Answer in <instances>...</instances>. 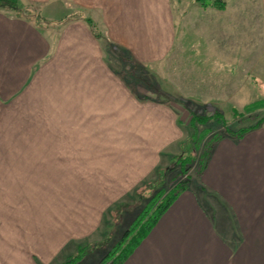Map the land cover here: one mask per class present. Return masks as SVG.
<instances>
[{"label": "crops", "instance_id": "crops-1", "mask_svg": "<svg viewBox=\"0 0 264 264\" xmlns=\"http://www.w3.org/2000/svg\"><path fill=\"white\" fill-rule=\"evenodd\" d=\"M226 1L225 10L204 9L220 22L210 37L227 42L218 46L222 75L196 68L205 103L220 110L234 107L240 89L238 38L222 23L231 17ZM245 1L259 38L242 62L264 83V0ZM19 2L26 14L0 10V264H60L91 241L107 211L156 179L161 154L172 160L188 138L174 108L132 95L84 20L62 19L90 17L144 67L172 57L178 25L172 0ZM124 264H264V124L218 142L199 184Z\"/></svg>", "mask_w": 264, "mask_h": 264}, {"label": "rangeland", "instance_id": "rangeland-1", "mask_svg": "<svg viewBox=\"0 0 264 264\" xmlns=\"http://www.w3.org/2000/svg\"><path fill=\"white\" fill-rule=\"evenodd\" d=\"M172 1L175 8L176 23L178 25V40L176 52H173L170 59L168 58L164 63L154 67H144L134 64L133 60L120 50H118V53L108 51L112 56V67L121 70L120 76L124 79L123 82L127 85L128 90L132 92V95L138 98V100L158 103L163 102L166 106L174 108L176 117L178 116V121L180 119L184 123H180V129L183 131V137L186 138L190 135L187 124L189 126L191 110L199 114L207 113L203 108L205 106H211L220 110V108L213 104L205 103L206 98L202 95L203 90L201 88V86L203 87L202 77L200 78L201 74L196 70V68L200 69V67H202L205 69L209 66L214 77L219 74L220 63H217V61L219 60L220 51V47L218 46L221 44L210 36L215 33H220L218 28L220 22L215 20L214 16L209 17L210 15H208V12L210 11L204 10V8L200 7L193 0ZM228 3L230 5L229 14L231 17L227 19L226 22L225 19L223 20V27L227 32L225 30L223 31L237 36L239 42L240 56L238 61L240 62V70L238 76L240 89L238 92V102L234 104V107L243 112L246 106L264 100V83L260 78L261 76L254 72L252 68L248 69V66L251 64L242 62L243 59H246L244 58L246 47L258 43V25L257 18L252 16L254 10L245 0H228ZM225 46H227V42H223L222 47L224 48ZM230 60L229 57H224V59H222L221 67L224 68V70L231 65ZM206 75L210 76L211 74ZM221 75L222 74H219V76ZM158 89L161 91V94L163 93L165 95V98L161 95V97H156L155 90L158 91ZM211 92H213V90ZM168 97L174 100L177 99L178 101L183 100L187 109L185 108L181 112L177 110V108L175 109L169 101L164 100ZM221 110L222 112H226L225 118L228 122H231V126L235 129L243 128L254 123L253 121L250 123L234 122L232 109L227 110L226 107H223ZM260 115L263 116L264 111H262ZM208 129H210L212 133L203 139L201 143L202 149L208 144L214 134L221 132V128L213 122L199 126V132L201 134ZM177 149L179 155L180 149ZM201 151V149L198 150L197 154H200ZM160 159H162L161 164L164 167H174L176 169L168 175V185L172 187V185H174V178L181 180L183 177L180 176V178H177L178 168L174 161L170 160L168 154H161ZM114 170L115 169L112 171ZM198 170V164L195 163L188 172V175L194 178L196 184H199L200 176ZM143 184L144 183L140 184L141 187L138 189L139 193H141L144 188ZM191 186L192 183L190 187ZM137 198L138 196L130 195V198L126 199L127 206H130L127 212L124 211L122 213L121 219L118 221H115V212L113 210L110 212L107 211L104 214V220L102 221L100 229L88 243H96L103 239L105 226L108 222L114 225V241H117L121 237L122 232L132 225L137 213L145 205V202L142 205L138 204ZM209 202H211V206L216 203L214 200H209ZM241 241L243 242V239ZM108 250L109 247L106 248V252ZM104 254L105 251L95 252L92 255L89 254L88 258L81 264H96ZM64 255L62 256V260Z\"/></svg>", "mask_w": 264, "mask_h": 264}, {"label": "trees", "instance_id": "trees-1", "mask_svg": "<svg viewBox=\"0 0 264 264\" xmlns=\"http://www.w3.org/2000/svg\"><path fill=\"white\" fill-rule=\"evenodd\" d=\"M200 7L204 9H217L225 10L227 7L226 0H193ZM0 10H11L16 11L20 15L26 14L29 8L23 7L19 0H0ZM72 19H82L93 31L96 38L102 40L108 49L112 52L118 53V49L109 44L104 35L97 29V26L90 17L85 16L82 13H77L73 16L64 17L62 21L72 20ZM156 97L165 98L164 94L158 89L155 90ZM161 95V96H160ZM164 100L169 101L175 109L183 111L186 108L183 100H174L173 98H166ZM207 113L199 114L196 111H190V122L187 128L189 129L190 135L188 138L180 143V154L173 157V161L178 168L177 178L180 179L173 180L174 185L169 187L168 185V175L176 170L172 168H158L157 177L151 182L144 185L141 193L136 196L137 203L144 206L137 213L135 220L132 225L122 232L121 237L114 241L115 228L113 223L108 222L105 227L104 237L101 241L96 243H84L80 244L77 251L65 258V260L60 264H81L89 254L95 252H103L105 254L101 259L97 261L96 264H124L133 252L138 248L142 241L148 236L150 231L156 226L161 217L177 199V197L184 191L188 190L191 183L194 184V178L188 175L190 168L198 164V173L201 176L206 169L212 151L215 145L220 142L225 137L241 138L246 133L257 130L264 124V115L261 116L260 113L264 111V100L254 102L245 107L244 111H239L237 108H232V116L234 122L250 123L253 121L252 125L235 129L231 126V122L225 118L224 112L222 110L216 109L211 106L203 107ZM187 109V108H186ZM262 110V111H261ZM210 122L215 123L221 128V132L214 134L209 140L208 144L202 149V141L207 137L212 131L210 129L206 130L204 133L199 132L200 125H207ZM181 124H184L180 120ZM202 150L200 154H197L198 150ZM175 181V182H174ZM146 193V195H145ZM129 206L120 205L115 209V221L121 219L122 213L127 212ZM109 250L106 252V248Z\"/></svg>", "mask_w": 264, "mask_h": 264}]
</instances>
